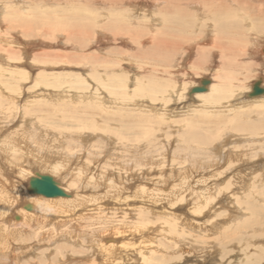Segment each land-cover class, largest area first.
Segmentation results:
<instances>
[{
  "label": "bare ground",
  "instance_id": "1",
  "mask_svg": "<svg viewBox=\"0 0 264 264\" xmlns=\"http://www.w3.org/2000/svg\"><path fill=\"white\" fill-rule=\"evenodd\" d=\"M108 1H106V3ZM165 1H167L166 5H171L172 7H174V9H178L179 11L181 10V8H176V7H179L180 4L185 5L183 7V11L178 13V15L183 16L182 20L180 21L181 25L183 27L182 28L178 27V28L180 29V31L182 29H186V27L188 28L187 30L192 29V32H189L190 36L188 37V39L186 38L187 40L183 39L180 41H182L183 43L186 42V45H190L188 47V50L190 52L189 57L190 56L193 57L192 52H194V57H193L194 61H193V63L191 62L189 67L191 68L193 76H195L196 79L195 78H193L192 80L188 79L180 85L178 83V79L176 78V76H174L177 74V71L175 70L176 69L175 67L177 65L172 64V61H173L172 57L173 56L168 57V55H163V53H162V57H164L167 60H163L162 57H160L159 61H157V62H162V60H163V62L164 61L166 62L165 64L160 63V64L149 65L150 63L147 62V59H146V61H143V62L133 61L132 56L135 54H130L128 51V49L131 47L132 44L138 45V46L140 44L143 45V42L150 41V39H152V41L154 42V43L153 42H150V43H153L154 45L155 44H163V43H161L162 41H160V39H158V37H156L157 36L156 32L161 33L160 31H162V30H163L162 38L164 37V45H155V46H157L158 48L163 47V49H165L166 51L167 50L173 51L176 47L180 46L179 41L174 42L173 41L174 39L171 40V38L169 37V34H168L170 31L167 30L171 27L170 25L172 23L171 21L167 20L168 15L170 16V14H172V7L168 6V7L164 8V7H162V5L159 6L157 0H148V1L146 0L143 3L141 1L140 2H136V1L133 2L131 0H129V1L127 0L126 4L130 3L131 6L129 5L125 11H121V12H122V14L125 12L126 16L129 17L130 20L125 19L124 16H123L124 19L120 20L119 17L113 16V14L109 18H106V19H97V18L91 19V17L88 18V16H86V17L78 16V20H79V23L81 25H78L79 26L78 28L76 27V29H80V30H77V33L81 32V34L90 36V31L87 28L92 27V26H94V27L97 26V28H98L96 30V34L94 35V38H93V41L96 42V45L94 46L96 49H93L90 52L86 51L87 53H85L83 55V59L80 61L79 60L75 61V59H74V56H77V55L80 56V54L67 53L66 52L67 50H63V52H60V51L58 52L57 50H60L58 46H57L58 48L55 46V48L57 49L56 51L55 50L46 51V53L43 52L44 55L42 53H39L40 55L37 54L38 56L35 55L33 57L31 62H33L32 64L34 65L33 67H34V70L37 71V74H35L34 77L32 76L33 77L32 83L31 84L28 83L30 85H27V90L30 87L33 88L34 90L38 89V91H39L38 94H40L41 96L44 93V91H40L42 89L49 90L48 96H51L50 95L51 92H55V94H60V92H63V90H65V93L63 95L66 96V99L68 100V104L70 105V107L72 105L73 106L71 108H66L64 105L60 104L62 101H64L63 99L58 100V103H57L55 101V98H54L53 100H51L53 102V107H49V108H52L51 109L52 113H48L47 116H45V118H43L44 115H39L37 117L40 119L37 118V120H35V117L33 116L35 111L31 110L29 108V106L31 105V107H32L34 101L38 102L39 100H41L42 102H46V100H45V97L36 98L38 94H35V96L31 94V96H29L30 98L27 96V99L25 100V103L23 104V107H22L24 116H21V117H23L25 125H24V123H22V125L18 126L14 130L12 129L11 132H9V134L7 136H4L2 138L4 140L2 142L0 141V147L2 149L1 152H3L4 156H5V157H3V156L2 157L7 158V160L10 163L8 165H10L11 167L13 166L14 169H15V166L19 168L18 172L17 171L16 172L20 173L21 178L22 177L26 178V183H25V185H23V187H27V189L29 191L28 192L27 189L24 190L23 196L25 195V199H23L22 197L19 200L14 198V196H12L11 192L8 190V188L5 185V182L3 180L5 178L4 177L5 173L3 171L4 174L1 175V176H3V179H1V177H0V256L7 257V261L5 262V264H18V260H17L18 257H16V253L13 250L15 248H18V247L19 248L21 247V249H22V245L11 243V241H10L11 239L17 240L19 242L26 241L28 229L30 230V233H33V230L34 231H36L38 229L41 230V228L45 224L44 218H45L46 214L44 215L43 212H47V210L48 211L56 210L58 212H62V214L64 215L65 214L64 212H67L68 208L70 209V206H72V204H74L73 202L75 201V198H77V197L74 198L72 196H75L76 193L74 195L73 194L71 195L70 192H68V189L66 187H64L58 179H55L56 176H59L60 174L66 173L67 164L69 162H73V158L79 159L81 154L84 155V150H85L86 154H94V156H96V157H97V155H99V153H101L102 156L104 154L110 160L113 159V162H114V159L119 160L117 158V156L120 159L125 157L124 161L128 160V162L132 161V160L137 161L136 157H138V156H141V157H139L140 159L138 158V160L144 159V155L142 154L143 149L140 150V147L142 144H143L142 147L145 146L146 144L148 145V141H151V139H152V135H150L151 128L144 127L143 124H147V120L145 118H139V117L136 118V119H138V122H137L138 125H136V127H132V126L126 127L125 126L130 131L127 130L126 128L125 129L113 128L112 126L114 123H121L122 124L124 120L130 119L128 114H120L121 112L127 113L131 109L137 108V109H145L147 112H149V114H151V115L154 114L157 117L160 113H162L159 115V117L161 119H163V121H166V122H167L166 117L167 116L170 117V118H168L170 123L177 124V125H179V127L185 128L187 130V133H182V132L180 133L179 132L177 134H174V133L171 134L170 137H172L174 139H178V141H176V142H171V141L168 142L170 138L167 139V138L159 137V143H161V144H159V146L163 147L162 150L160 151V154L162 155V157H164L166 155L168 156V154H169L168 151H169L171 143H173L175 145V148L172 152L170 151L171 152L170 156L171 155L174 156L175 154L176 155L179 154L180 141H182V139L185 138L184 139L185 141H182V142L186 143L187 147L189 146V148L186 147L185 151H191L190 152L191 154H187L186 158L188 161H189L188 158L194 159V161H195L196 150L200 151L201 148H199V147L206 146L205 144H207V143H210V147L212 145L216 144L217 141H214V140L219 137V134H217V131H211V132L209 131L210 133H207L208 132V130H207L206 133H207L208 137L205 139L199 138L198 137V134H199L198 131L199 130H197V131L196 130H190L188 124H190L192 120L188 117V115H186V116H185V114L183 115V113L186 112L185 110H184V112H181L183 116H181L180 118L173 116L175 114L173 111H176V110L173 109V111H171L170 107H168L169 103L171 101H173V100L174 101L175 100L181 101L184 98L186 99V95L189 96L191 99H193L191 102L189 101L191 104L194 105L193 102L198 103L195 105L196 106L195 111L200 113V114H202V113L205 114L204 116H207V121L209 120L208 121L209 123L210 122L211 123H217L215 125H217L218 127H219V123H223L222 121H224V118L222 115H226V113H228V111L231 112L234 109L231 106L232 100H230V98L233 99L234 97H236L235 95H238L239 96L238 98H240V101H241V102L235 101V102H237V103H235V105L240 106V104H238V103H245V102L248 104H255L256 102H258L257 103L258 105L264 107V93H262L263 95L258 94L261 96H258V95L249 96V93L252 89V86L250 84H253L255 82L254 79L256 77L258 78L256 81L259 83V86L264 88V54H263L264 53V0H165ZM132 2L134 5H138V8L136 6L133 8ZM23 6L27 7V9H28L31 5L29 6L28 4H25L22 0H21V2H19L18 0H5V1L0 0V15L3 12V8H6L7 11L5 12V14H3L2 17L6 18L5 16H7V15H10L12 13L21 12L20 10H22ZM191 10L194 11V15H193V12H190ZM118 11H120V10H118ZM69 13H71V12H69ZM85 13H88V11ZM79 15H81V14H79ZM175 15H177V14H175ZM63 17H64V15H63ZM72 19H73V17H72ZM194 19H195V21H194ZM69 23H71V22H69ZM82 23H84L85 25H83ZM173 23H175V22H173ZM109 26L115 27V30L112 31L113 33H111V31L108 30ZM5 27H6V22L0 21V86L3 89L2 91H0L1 92L0 93V103L3 102V104H8V105L14 104L16 107H11V115H10V117H8L9 121L7 122V124L2 123L3 127H4V125L8 126L9 122L14 124V122H16L15 120H16L17 116H19V112L21 110V108L17 104V101L19 100V98L21 96L22 88L19 86L16 87L13 81H15L18 84L23 83L22 85L26 86L27 82H29V80L31 79V73H29V72H31L30 70H32V69L27 68V69H29V70H27L25 67H28V66L24 67L25 54L23 52V48L26 49L25 47H27L28 45H37V44H35L36 42L29 40L30 37H28V36H27V38H25L26 36L25 37L22 36L23 41L22 40L21 41L24 43L23 45H22V42H20V41H18V43H21V44L16 43L15 40H16L17 35L5 33L4 32ZM173 27H175V26H173ZM67 30H68L67 35H71V36H72V32L75 31V30L72 31L69 29H67ZM122 31H124V32L121 33ZM159 33H157L158 36H160ZM198 33H199V36H197ZM105 34H109V36L105 37L104 36ZM110 34H112L113 36ZM179 35H180V33H179ZM71 36H70V38H72ZM76 36H78V35H76ZM102 36H103V38H101ZM181 36H182V34H181ZM184 37H185V35H184ZM31 38H33V37L31 36ZM57 39H59V38H57ZM110 39H113L116 45H118L119 47H122L123 51L120 48H117V49L114 48L115 47L114 46L113 47L114 49H110V50L102 53L101 48L103 46H105L107 44L108 40H110ZM43 40L44 39H42V41ZM45 40H47V39H45ZM141 40H142V42H141ZM67 41H69V43H70V40H67ZM44 42H41L40 44H43ZM155 42H157V43H155ZM2 43L5 45H2ZM150 43H149V46H150ZM45 44H46V42H45ZM70 44L71 45H68V46H75V47H78L79 49L82 48L81 46H78L79 44L76 43L75 41H72ZM80 45H82V44H80ZM177 45H179V46H177ZM64 47L66 48V46H64ZM123 47H125V48H123ZM62 49H64V48H62ZM186 49H187V47H186ZM140 50H141V48H140ZM153 50H154V48H153ZM26 52H28V51H26ZM162 52H164V50ZM145 53H147V52H145ZM204 54H210V62L212 60V63L214 65H218L215 69H212V70L210 68L207 69V70H211L210 75H209L210 77L209 76H201L203 74V71L201 69L202 66H200L199 61H200V58L202 56H204ZM114 56H115V58H114ZM141 56H142V54H141ZM145 56H147V55L145 54ZM152 56H150V58H153ZM208 58H209V56H208ZM153 61H155V60H153ZM89 62L90 63L92 62V64H93V71H94L93 73H91L89 70H87V69L85 70L83 67H81V64L87 65ZM217 62H218V64H217ZM56 65H58V66H56ZM60 65H62V67H60ZM63 65H67V66H63ZM68 65H70V66H68ZM72 68H75L77 72L72 70ZM59 69L62 71L57 72V71H60ZM80 69L82 70V72H85V73L81 74V72H79ZM70 70L75 72V75L77 76L75 79L71 80L72 73L70 72ZM248 71H249V73L247 74ZM181 72L183 73L184 70H182ZM253 72H255V75H252ZM173 73H175V74L173 75ZM237 73H240V74H237ZM259 74H262V75L258 76ZM246 75L249 77L252 76V80H254V81H251L250 78L246 77ZM165 80L168 81L169 83L166 82ZM202 80H207V83L205 84V90L201 91V92H191V89L195 86H199L201 84ZM249 80L251 82H249ZM101 88H104L107 91L106 92L102 91ZM60 89H63V90H60ZM246 92H248L247 96L250 98V100L249 99L244 100L242 98V96H244L243 93H246ZM73 96L74 97L82 96V98L88 97L89 101H90L88 103H90V106H91V104H94L92 107H94L95 105H99V106H96L92 109H89V110H93V111L87 112L84 122H77L75 125H74V123H72L71 124L72 126L73 125L75 127H76V125L78 126L76 129H74V128L71 129L72 127L69 129L68 123L74 119V118H71L72 116L69 115V112L72 111V108L77 106L76 102H73V100H74L72 98ZM54 101L56 103H54ZM238 101H239V99H238ZM104 102H108L107 103L108 106H113L114 110H111V109H108L107 107H105ZM19 103H20V101H19ZM64 107L66 109H64ZM168 108H169V111L171 112L172 115H170ZM184 108H186V107H184ZM231 108H233V109H231ZM249 109H251V108L249 107ZM32 111H34V112H32ZM113 111L115 112V114L113 113ZM7 112H9L8 108L0 104V119L1 120L7 114ZM118 112H120V113L118 114ZM137 112H140V111H137ZM261 112L264 113V110ZM36 113L39 114L38 112H36ZM44 114H45V112H44ZM203 114H202V116H203ZM202 116H201V118H202ZM190 117H191V115H190ZM238 119H239V117H236L235 115H232L230 117H229V115H227V117H226V121L229 123L227 125H230V130L233 131V133H237V134L240 133L239 126H238L240 120L238 121ZM29 121H30V123H29ZM57 121H61V125H59V123ZM124 122H126V121H124ZM26 123H28V124L26 125ZM154 123H156V120L154 121ZM209 123H205V124H209ZM260 123H261L260 126H252V127L253 128H259L261 130H256V129L248 127V128H246L248 130L247 132H245V133L241 132L242 135L245 134V136H244V139L246 141L245 145L250 151L253 150L257 146H264V119H262L260 121ZM192 124H194V123H192ZM49 125L53 128H51ZM118 125H120V124H118ZM0 126H1V122H0ZM14 126H12V127H14ZM45 126H49L50 129L44 128ZM217 126H216V128H217ZM3 127H2V129H3ZM193 127L194 126H192V128ZM205 128L206 127L204 126V129ZM208 128H209V126H207V129ZM67 129L69 130V133H68ZM193 129H195V128H193ZM20 130H21V134L19 132ZM88 130H90V131H88ZM222 130L225 131L224 129H222ZM129 133H130V136L128 135ZM17 135H20V137H17ZM175 135H176V138H175ZM239 136L240 135L238 134V137ZM130 137H132V138H130ZM221 138L222 137L219 138V141H221ZM153 139H154V136H153ZM232 140H229L227 138V142L224 143V146L222 147V149H220V151L217 154V159L218 160L225 159L224 160V162H226L225 164H227V163H228V165L231 164L230 168L234 167V166L236 168H238V163H242L241 158L243 157V159H244L246 156H248V153L243 151V149L240 146H236V145L230 146V143ZM240 140L236 139L233 141L240 143ZM155 141H157V140H155ZM259 142H263V143H259ZM199 145H202V146H199ZM218 145H219V143H218ZM26 147H27V149H25ZM260 149H261V147H260ZM261 150H263V149H261ZM174 152H175V154H174ZM125 153H128L129 155L126 157V156H124V155H126ZM152 153H154V152H152ZM29 154L34 155V157H33L34 160L35 161L39 160V162L41 163V165L38 169L39 173L38 174L36 173L35 176L43 175L40 173L47 171L48 174L53 176V177L52 176L51 177L54 179L56 184L66 193L65 196L46 197V196L34 193V192L29 190L28 180L30 179L29 177L33 174L34 170L27 169L26 166L33 167V165L35 164V163L32 164L31 162H28L27 156ZM154 155H156V154H154ZM262 155L263 154H259V155H255V156L256 157L258 156L259 158L264 159V157H262ZM92 157L87 158L86 159L87 161L86 160L85 161L79 160L80 162L79 163L77 162V164H81L82 162L83 163L78 167V169H75L76 171L72 175V177H73V178H71L72 180H74L75 182H79L80 180H82V181L85 180L86 177L84 176V174H85L86 169L89 170L91 165L95 164L94 161L92 160L94 158H92ZM222 157H224V158H222ZM150 159H152V157ZM150 159H149V162H150ZM163 160H165V158H163ZM171 160H172V162L175 160L177 161V159H171ZM212 160H213V158H212ZM247 160H249V159L247 158ZM76 161H78V160H76ZM2 162H4V161H2ZM23 162L25 163L26 166H23V164H22ZM102 162H104L103 159H102ZM107 162H109V161L107 160ZM137 162H139V161H137ZM104 163L106 164V162H104ZM158 163H157V165H158ZM180 163H178V164H180ZM216 163H218V162H216ZM77 164L75 165L73 163V166L75 165V167H76ZM111 164H113V163H111ZM152 164L154 165V163H152ZM137 165H138V163L136 164V166ZM145 165H148V164H145ZM188 165L189 164H187V166ZM211 165H212V162H210V166ZM107 166H106V168H107ZM109 167H111V166L109 165ZM127 167L128 168L126 169V167H124V166L122 167V165H119V164L114 165V168L117 171L116 172L117 175H121L122 172H123V174H127V172H131V171H128L130 169V166L128 165ZM145 167H147V166H145ZM48 168L50 170H48ZM99 168H98V170H99ZM174 168H172V169H174ZM225 168H226V166H225ZM7 169H8V167H7ZM14 169H12V170H14ZM149 169H151V167ZM187 169H189V168H187ZM2 170H4V169H2ZM109 171H110V169H109ZM146 171H145V173L148 172V171L147 172ZM172 171H175V169ZM176 171L178 173V175L176 177H178L179 182L177 184H175V186L173 188L174 189L176 188V191L178 193L177 192H176V194L172 193L173 198H171V200L176 199L175 201H178V200L181 201L184 198L183 192H184V188L186 186V183L189 180V175L187 174L188 170L185 171V167L181 166V164H180V166H178ZM140 172H141V170H140ZM192 172H193V170H192ZM192 172H190V173H192ZM168 173H170V172H168ZM222 173H225V172L223 170L221 172H219V178L222 176ZM9 174H11V173H9ZM48 174H46V175H48ZM87 174H88V172H87ZM137 174H138V172H137ZM137 174H134V175L137 176ZM192 174H194V173H192ZM250 174H252V173H250ZM54 175H56V176H54ZM174 175H175V173H174ZM213 175H214V173L211 174L210 177L212 178ZM70 176H71V173H70ZM106 176H108V175H106ZM246 176H250V175L246 173L245 177ZM254 176L259 178L261 176V174L260 173L254 174ZM112 177H113V175H112ZM112 177H110V180ZM121 177H122V175H121ZM130 177H131V175L129 176V179H130ZM132 177H133V175H132ZM157 177H158V175H157ZM176 177H174V178L176 179ZM223 177H225V176H223ZM102 178H103V176H102ZM116 178L119 179L118 176ZM262 178H263V176H262ZM88 179H90V177ZM92 179H93V175H91V180ZM121 179H124V178L122 177ZM125 179L127 181V177H125ZM125 179H124V181L123 180H121V181L126 183ZM132 179H130V180L132 181ZM231 179H233V178H231ZM173 181H174V179H173ZM237 181H239V180H237ZM110 182H111V184L114 185V186L111 185V186H113V189L115 188V184L120 183V182L114 183V182H116L115 180H114V182H113V180H111ZM221 182H219V183H221ZM226 182L227 181H224V185H220L217 188V192L226 190L228 192V194H230V196H233V197H234L235 193L239 194L238 192H236V187H235L236 185L235 184H234V186H229L230 181H229V183L228 182L226 183ZM120 184H122V183H120ZM188 184H189V182H188ZM240 184H242V183H240ZM68 185H70V184H68ZM249 185H250V183H248L247 186H249ZM143 186H145V184H143ZM87 187L88 186H86V188ZM116 187H119V185ZM169 187H171V186H169ZM147 188L148 187H146V189ZM173 188H172V190H173ZM222 188H224V190H222ZM92 189H93V187H92ZM142 189L143 188H141L140 190H142ZM157 190H159V189H157ZM205 190L208 191L207 189H205ZM19 191H21V190H19ZM88 191H89V189H88ZM92 191H95V189H93ZM142 192H145V190H142ZM72 193H74V192H72ZM210 193H212V189H210ZM106 194H109V193H106ZM156 194H158V193H156ZM156 194H155V196H156ZM97 195H99V194H97ZM163 195H165V193ZM166 196L169 197V196H171V194L170 195L168 194ZM244 196L247 197L248 195H244ZM93 198H95V197H93ZM110 198H111V196H110ZM210 198H211V195H210ZM166 199H168V198H166ZM235 199H236L235 201L236 202L238 201L239 204H242V205L246 204L245 206L247 207V209L244 210L245 213L251 212V208L249 209V207L247 205V200H246V203L244 204V203H242V201H240L238 199V197H235ZM90 200H91V198H90ZM171 203H172V201H171ZM209 203L210 204L212 203V199L209 202L207 198H204V204L202 203V206L205 207ZM27 204H29L31 206L29 209H27L25 206ZM95 204H97V202ZM99 205H101V203ZM88 206H90V204ZM113 206H114V204H113ZM119 206H120V204H119ZM12 207L16 208V210H15L16 213L7 212ZM72 207H74V206H72ZM102 208H103V205H102ZM121 208H122V206H121ZM201 208L202 207H201L200 203H195V204L193 203L191 213L200 215L204 210V209L201 210ZM13 210H11V211H13ZM70 210H73V209H70ZM107 211H108V209H107ZM110 211H112V210H110ZM236 211L232 210L230 214H227V215H230L229 217L231 220L234 217V215H235L234 213ZM225 213L226 212H224L223 214H225ZM15 214H18L19 216L15 215ZM70 214H71V212H70ZM244 214L242 211H237L235 217L241 218V216H238V215L243 216ZM63 215H60V216H63ZM220 215H222V213H219L217 216L219 217ZM1 216H3L2 219H1ZM56 216H57V219H59L58 215H56ZM116 216H118V215H116ZM116 216H115V218H116ZM15 217H16V219L21 220L18 223L20 225L19 227H21V228H19V227L17 228L14 226L10 229L9 225H7V224L15 225L17 223L16 222L17 220L15 221L16 223L10 221L12 218H15ZM47 217H49L48 213H47ZM185 217L186 216H184V218L181 217L179 220L180 222L179 221L173 222L174 215L168 219H165V218L161 219L158 225L155 224L156 227H154V228L158 229V231L161 233V235H164L165 237L167 236L168 238L174 239V240H176V242H179V240H183L184 234L178 228V223H184ZM52 219H54V218H52ZM55 219H56V217H55ZM98 219H100V217ZM186 219L188 220L187 217H186ZM49 220H50V218H49ZM138 220H137V223H136V221H134L132 225H134L135 227L141 226L143 228L145 226L148 227V224H150V223L146 222L145 219H142L139 221ZM250 220H251V218L247 217L246 219H244V221H242L243 222L242 225H244V224L249 225ZM6 221L8 223H6ZM24 221L26 222V224L28 226L27 227L28 229L26 228V230L24 228H22V225H23L22 223H24ZM56 221L58 222V220H56ZM238 222H239V220H238ZM239 223L241 225V222H239ZM124 224H128V222L126 221V223H124ZM128 226H130V224ZM135 227H133V228H135ZM211 228H213V226L210 227V229ZM151 229L152 228H150V230ZM156 229H153V231ZM16 230H17V233L16 234L13 233L14 231L16 232ZM216 231H217V229H216ZM60 232H61V230H60ZM11 233L15 234V236H12L11 239L9 237L6 238V236L8 234L10 235ZM43 234H45L44 231H43ZM202 234H204V233H202ZM33 235H35V234H33ZM55 235H57V234H55ZM152 238H154V236H152ZM42 239H43V236H42ZM110 240L115 241V239H113V238H111ZM149 240H150V243H152L151 242L152 240L154 241V239H152V240L149 239ZM100 242H99V244H101ZM32 243H34V242H32ZM130 243H131V241H130ZM232 243L230 240L229 244H231V246L233 245ZM261 243H263V241ZM113 244H114V242H111L108 245L106 244V247L108 248V246H112V248H113ZM192 244H193V246L195 245L194 242ZM213 244L214 243L211 242L208 245L212 246ZM33 246H34V244H33ZM36 246H38V245H36ZM204 246H206V245H204ZM156 247L157 246L154 244L148 245V248L146 249V253H145V249H144V252L137 250L140 253V259H142V261H141L142 263L149 264L151 262L152 258L155 257V256H153V253H154V250H156ZM159 248H160V246H159ZM167 248H166V250H167ZM100 249H101V247H100ZM148 249H149V252L151 254L149 256L146 255ZM103 250H104V248H103ZM110 250H112V249H110ZM163 250H164V248H163ZM224 250L225 249H222L221 251L224 253ZM263 250H264V248H263ZM128 251H131V250H128ZM19 252H21V251H19ZM29 253H31V252H29ZM111 253H112V251H111ZM23 254H25L27 256V252L22 253V255ZM57 255H59V254H57ZM223 257H224V255H223ZM127 258H128V256H127ZM148 258H150V260ZM114 259H117V258H114ZM132 259H133V257H132ZM114 262H113V264H114ZM117 262H119V261H117ZM31 263H32V260L28 259L26 261H23L22 264H31ZM150 264H152V263H150Z\"/></svg>",
  "mask_w": 264,
  "mask_h": 264
},
{
  "label": "rangeland",
  "instance_id": "2",
  "mask_svg": "<svg viewBox=\"0 0 264 264\" xmlns=\"http://www.w3.org/2000/svg\"><path fill=\"white\" fill-rule=\"evenodd\" d=\"M18 1L21 2V0H18ZM22 1L25 4H28L29 6L31 5L30 6L31 8L29 7L27 9V7L23 6L22 10H20L21 12L12 13L10 15H7L8 17L5 16L6 18L2 17L3 14H5V12L7 11L6 8H3V12L0 15V21L6 22V27L4 28L5 33L17 35L16 40H15L16 43H18V41H20V42L23 41L22 36L23 37L26 36L25 38H27V36L31 38V36H32L33 38H31V39L29 38V40L36 42L35 44H37V45H28L27 47H25L26 49L23 48V52L25 54L24 67L28 66L25 68L26 69L27 68L32 69V70H30L31 72H29V73H31V79L29 80V82H27L26 86H23L22 85L23 83L18 84L15 81H13L16 87L19 86L22 88L21 96H20L19 100L17 101V104L21 108V110H20L19 116H17V118L15 120L16 122H14V124L9 122L8 126H6V125H4V127L2 126V123L7 124V122L9 121L8 117H10V115H11V107H16V106L14 104L8 105V104H3V102L0 103L1 105L7 107L8 111H9L2 118V120L0 119V122H1L0 141L1 142L4 140L2 138L4 136H7L9 134V132H11L12 129L14 130L18 126L22 125V123H24V125H25L23 117H21V116H24L23 110H22L23 104L25 103L27 96L29 97V96H31V94L35 96V94L39 93L38 89L34 90L31 87H30L31 89L28 88V90H27V85H30L32 83V78L35 76V74H37V71L34 70V67H33L34 65L32 64L33 62H31L35 55H37V54L40 55L39 53L43 54V52L46 53V51H52V50L56 51L57 49L55 48V46L56 47L58 46L60 49V50H57L58 52L59 51L63 52V50H67L66 51L67 53L80 54V56L79 55L74 56L75 61L76 60L80 61L83 59V55L85 53H87L86 51L90 52L91 50L96 49L94 47L96 45V42L93 41V38H94V35L96 34V30L98 29L97 26H95V27L92 26V27L87 28L90 31V36L81 34V32L77 33V30H80V29H76V27L78 28L79 27L78 25H81L79 23L78 16H81V17L88 16V18L91 17V19L92 18L106 19V18H109L113 14V16L119 17L120 20L124 19L123 16L125 17V19L130 20V18L126 16L125 12L123 14L121 12V11H125L129 5L131 6L130 3L126 4L127 0L126 1L125 0H114V1L113 0H109V1L108 0H22ZM106 1H108V2L106 3ZM131 1H133V2L134 1H136V2L141 1L143 3L146 0H131ZM157 1H158L159 6L162 5V7H164V8L168 7V6L172 7L171 5H166L167 1H165V0H157ZM133 2H132L133 8L135 6L138 8V5H134ZM184 6L185 5L180 4L179 7H176V8H181L180 11L178 9H174V7H172V14H170V16L168 15V17H167V20L172 22L170 25L171 27L169 29H167L170 31V32L168 31L169 37L171 38V40L174 39L173 40L174 42H178V41L180 42V44H179L180 46L177 45L179 47H176L174 49L175 51L174 50L173 51L167 50L168 51L167 52L165 49H163V47L158 48L157 46H155V45H164V37L162 38L163 30L160 31L161 33L156 32L157 36L155 35L156 37H158V39H160V41H162L161 43H163V44H155L154 45L153 44L154 42L152 41V39H150V41H145L147 44L145 42H143V45L140 44L142 47L140 45L138 46V45L132 44L131 47L128 49L130 54H135L132 56L133 61L143 62V61H146V59H147V62L150 63L149 65L160 64V63L165 64L166 62L165 61L163 62V60H167V59L162 57V53H163V55H168V57L173 56L172 57L173 58L172 64L177 65L175 67L177 74L174 75L175 73H173V75L176 76V78L178 79V83L180 85L188 79L192 80L193 78H195V76H193L191 68L189 67L191 62L193 63V61H194V58H193L194 52H192L193 57H191V56L189 57L190 52L188 50V47L190 45H186V42L183 43L182 41H180L183 39L187 40L188 37L190 36L189 32H192V29L187 30L188 29L187 27H186V29H182L181 31L179 29V28L183 27L181 25V22H180L182 20L183 16L178 15V13L183 11ZM86 10L88 11V13H85V12H87ZM118 10H120V11H118ZM69 12H71V13H69ZM190 12H193V15H194V11L191 10ZM79 14H81V15H79ZM175 14H177V15H175ZM63 15H64V17H63ZM72 17H73V19H72ZM194 21H195V19H194ZM69 22H71V23H69ZM173 22H175V23H173ZM82 24L85 25L84 23H82ZM173 26H175V27H173ZM67 29L72 30V31H74L75 29L76 30L74 32H72V36H71V35H67V32H68ZM108 30L111 31V33H113L112 31L115 30V27L109 26ZM123 32L124 31H122L121 33H123ZM157 33H159L160 36H158ZM179 33H180V35H179ZM181 34L183 37L185 35V37L183 38L181 36ZM76 35H78V36H76ZM110 35H112V34H110ZM70 36L72 38H70ZM104 36L108 37L109 34H105ZM197 36H199V33ZM57 38H59V39H57ZM101 38H103V36ZM42 39H44V40L42 41ZM45 39H47V40H45ZM67 40H70V43L72 41H75L76 43L79 44L78 46H81L82 48L80 47L81 49H79L78 47H75V46H68L71 44ZM44 41L46 42V44ZM41 42H44V43L40 44ZM141 42H142V40H141ZM150 42H153V43H150ZM149 43H150V46H149ZM155 43H157V42H155ZM18 44H21V43H18ZM23 44L24 43L22 42V45ZM80 44H82V45H80ZM2 45H5V44L2 43ZM63 45L66 46V48ZM113 47L116 49L120 48L123 51L122 47H119L118 45L115 44L113 39H110V40H108L107 44L101 48L102 53L105 51H108L110 49H114ZM186 47H187V49H186ZM62 48H64V49H62ZM123 48H125V47H123ZM140 48H141V50H140ZM153 48H154V50H153ZM163 50H164V52H162ZM26 51H28V52H26ZM145 52H147V53H145ZM175 52L176 53L178 52V53L176 54ZM141 54H142V56H141ZM145 54L147 56H145ZM150 56H152L153 58H150ZM208 56H209V58H208ZM160 57H162V59H163V60L161 59L162 62H157V61H159ZM202 57L200 58V61H199L200 66H202L201 69L203 71V74L201 76H209L211 70L215 69L218 65H214L212 63V60L210 62V54H204V56H202ZM114 58H115V56H114ZM153 60H155L157 63ZM217 64H218V62H217ZM56 66H58V65H56ZM63 66H67V65H63ZM68 66H70V65H68ZM60 67H62V65H60ZM81 67H83L85 70L86 69L89 70L91 73L94 72L92 62L91 63L89 62L87 65L81 64ZM209 68L211 70H207ZM29 69H27V70H29ZM72 70L76 71L75 68H72ZM182 70H184L183 73L181 72ZM61 71L62 70L57 71V72H61ZM70 72L72 73L71 80L75 79L77 77L75 75V72H73L71 70H70ZM79 72H81V74L85 73V72H82L81 69ZM248 73H249V71L247 72V74ZM237 74H240V73H237ZM252 75H255V72H253ZM261 75L262 74H259L258 76H261ZM246 77L250 78L251 81H254V80L256 81L258 79L256 77L254 80H252V76L249 77L247 75H246ZM250 80H249V82H251ZM166 82H168V81H166ZM28 83H30V84H28ZM250 85L252 86V84H250ZM2 90L3 89L0 86V91H2ZM60 90H63V89H60ZM101 90L105 91V92L107 91L104 88H101ZM40 91H44V93L42 94V96L40 94H38L36 98L45 97L46 102H42L41 100H39L38 102L34 101L33 106L32 107H31V105L29 106V108L31 110L35 111V112L32 111V112H34L33 116L35 117V120H37V118H38L37 116H39V115H44L43 118H45V116H47L48 113H52V110H51L52 108H49V107H53V102L51 100H53L54 98H55V101L57 103H58V100L63 99L64 101H62L60 104L64 105L66 108H71L73 106L72 105L70 107V105L68 104V100L66 99V96L63 95L65 93V90H63V92H60V94H55V92H51L50 93L51 96H48L49 90L42 89ZM247 93L248 92L243 93L244 96H242V98L244 100H248V99L250 100V98L247 96ZM261 95H263V94H261ZM261 95H258V96H261ZM235 96L236 97H234L233 99L230 98V100H232L231 106L234 109L231 108V109H233L231 112L228 111V113H226V115H222L224 118V121H222L223 123H219V127L217 125H215L217 123H211V122L209 123L208 122L209 120L207 121V116H204L205 114L202 113L203 114V116H202V114L196 112L195 111V108H196L195 105L198 103L193 102L194 105L191 104L190 102L193 99H191L187 95H186V99L184 98L181 101L180 100H175V101L173 100L169 103L168 107H170V110L171 111H173V109L176 110V111H173L176 114V115L174 114L173 116L180 118L184 114H185V116L188 115V117L192 120L191 123L188 124L189 128H190V130H196V131L199 130L198 131L199 132V134H198L199 138H201V139L207 138L208 137L207 133H210L211 131H217V134H219V137L214 140V141H217L216 144H214L210 147V143H207V144H205L206 146L199 147V148H201L202 151L196 150V152H195L196 155L194 154L196 156L195 161H194V159H191V158H188L189 159V161H188L186 158L187 157L186 155L191 154L190 153L191 151H185L187 146H186V143L182 142V141H185L184 140L185 138L182 139V141H180L179 154L176 155L174 152L175 155L173 154L174 156H172V155L170 156V153L175 148V145L173 143H171V145H170L171 149L169 148L168 156L166 155V156L162 157V155L160 154V151L162 150L163 147L159 146V144H161V143H159V137L167 138V139L170 138L168 142H170V141L176 142V141H178V139H174V138L170 137L171 134H173V133L177 134L179 132L180 133L181 132L187 133V130L185 128L179 127V125H177V124L170 123V121L168 120V118H170V117H168L167 115H166L167 116L166 117L167 122H166V121H163V119H161L159 117V115L162 113H160L157 117L154 114L153 115L149 114V112H147L145 109L135 108V109H131L127 113L126 112H123V113L118 112V114L119 113L120 114H128L130 119L124 120L126 122L123 121L122 124L121 123H114L112 126L113 128L125 129L126 127H131V126L136 127V125H138V123H137L138 119H136L137 117L145 118L147 120V124H143V126L151 128L150 135H152V139H151V141H148V145L146 144L145 146L142 147V145H143L142 144L140 147V150L143 149L142 154L144 155L145 160L144 159L138 160V158L141 157V156H138L136 158H137V161H139V162H137L136 160L135 161L132 160V161L128 162V160L124 161L125 157L120 159L117 156V158L119 160L114 159V162H113V159H111L112 160L111 161L104 154L102 156V154L99 153V155H97V157H96V156H94V154H86L85 150H84V155H82V154H81L82 156L80 155L81 158L80 157H79V159L73 158V162H69L67 164V167H66L67 169L65 168L67 170L66 173L60 174L59 176H56V175H54V176H56L55 179H58L62 183V185L68 189V192H70L71 195L72 194L74 195L76 193L75 196H72L74 198L77 197V198H75L76 202L74 201L73 202L74 204H72V206H74V207L70 206V209H73L74 211L70 210L68 208V211L64 212L65 213L64 215L62 214V212H58L56 210H52V211L47 210V212H43L44 215L46 214L45 218H44L45 224L43 225L41 230L40 229H38L36 231L33 230V233H30V230L27 228L28 226H27L26 222L24 221L25 224L22 223L23 224L22 228H24L25 230H26V228L28 229L26 241L19 242L17 240L11 239L12 236H15V234L17 233V230H16V232L15 231L13 232L15 234H13V233H11L10 235L8 234L6 236V238L9 237L11 239L10 240L11 243L22 245V249H21V247L20 248L18 247V248H15L13 250L16 253V257H18V259H17L18 264H22L23 261H26L28 259L32 260L31 264H49V263L50 264H113L114 261H115L114 264H118V263L119 264H128V263L129 264H141L142 259H140V253L138 251L144 252V249H145V253H146V249L148 248V245H153V244L156 245L157 247L153 253V256H155V257L152 256L153 258H152L151 262L149 261L152 264H264V250H263V248H264V225H263L264 224V159H261L258 156L257 157L255 156V155H259V154L264 155V153H263L264 152V146H257L253 150L250 151L245 145V143H246V141L244 139L245 134L242 135V133H241V132H243V133L247 132L248 130L246 128H248V127L253 128L252 126H260L261 125L260 121L262 119H264V113L261 111L264 110V107L258 105L257 104L258 102H256L255 104H248L245 102V103H238V104H240V106L235 105V103L241 102L240 98H238L239 96L238 95H235ZM72 98L74 99L73 102H76L77 106L72 108V111L69 112V115L72 116L71 118H74V119L68 123V126H69V129L71 127H72L71 129H73V128L76 129L78 126L76 125V127H75L74 125L77 122H84L87 112L93 111V110H89V109H92V108L99 106V105H95L94 107H92L94 104H91V106H90V103H88V102H90L88 97L82 98V96H80V97L79 96L78 97L73 96ZM238 99H239V101H238ZM19 101H20V103H19ZM55 101H54V103H56ZM235 101H237V102H235ZM104 103H105V107H107L108 109L114 110L113 106H108V104H107L108 102H104ZM65 107H64V109H66ZM184 107H186V108H184ZM249 107L251 109H249ZM184 110L186 112H184ZM137 111H140V112H137ZM168 111H169V108H168ZM36 112H38L39 114H37ZM44 112H45V114H44ZM181 112H184L183 115ZM113 113L115 114L114 111H113ZM169 113H170V115H172L170 111H169ZM190 115H191V117H190ZM227 115H229V117L232 115L239 117L238 121L240 120V122H239L238 126H239L240 133H238V134L240 135L239 136L240 138L238 137L237 133H233V131L230 130V125H227V124H229L226 121ZM201 116H202V118H201ZM38 119H40V118H38ZM155 120H156V123H154ZM57 122L59 123V125H61V121H57ZM204 122L209 123V124H205ZM29 123H30V121H29ZM72 123H74L73 126L71 125ZM192 123H194V124H192ZM27 124L28 123H26V125ZM118 124H120V125H118ZM12 126H14V127H12ZM49 126H45L44 128L50 129L51 126L50 127ZM192 126H194L193 128H195V129H193ZM204 126L206 127L205 129H204ZM207 126H209L208 129H207ZM216 126H217V128H216ZM2 127H3V129H2ZM51 128H53V127H51ZM126 129L129 130L128 128H126ZM222 129H224L225 131H223ZM253 129L261 130L259 128H253ZM207 130H208V132H207ZM67 131L69 133L68 129H67ZM88 131H90V130H88ZM19 132L21 134V130ZM128 135L130 136V133ZM153 136H154V139H153ZM17 137H20V135H17ZM220 137H222L221 141H219ZM130 138H132V137H130ZM175 138H176V135H175ZM227 138L229 140H232V139L233 140H236V139L240 140L241 139L240 143L234 142L232 140L230 143V146H232V145L233 146H235V145L240 146L243 149V151L248 153V156H246L244 159H243V157L241 158L242 163L237 162L238 168H236L235 166L230 168L231 164H229V165H228V163L225 164L226 163V162H224L225 159H223V160L217 159V154L220 151V149H222V147L224 146V143L227 142ZM155 140H157V141H155ZM218 143H219V145H218ZM259 143H263V142H259ZM199 146H202V145H199ZM260 147L263 150H261ZM187 148H189V146ZM25 149H27V147ZM1 151H2V149L0 147V177H1V179H3V176H1V175H3L5 173L4 174L5 178L3 180L5 182L6 187L11 192L12 196H14V198H16L17 200L21 199V197L23 199H25V195L23 196V193H24V190L27 189V187H23V185H25V183H26V178H23V177L21 178L20 173H17L18 169H19L18 167L15 166V169H14L13 166H12L13 167L12 168L10 165H8L10 163L7 160V158H3L5 156H4V153ZM152 152H154V153H152ZM125 154L126 155H124V156H126V157L129 155L128 153H125ZM154 154H156V155H154ZM263 155H262V157H264ZM33 157H34V155H30V154L27 156L28 162H31L32 164L35 163L33 165V167L26 166L24 162L22 163L23 166H26L27 169L34 170L33 174L30 177L35 176L36 173L37 174L39 173L38 169L41 165L39 160L35 161ZM91 157L94 158L92 160L94 161L95 164L91 165L89 170L86 169L88 174L85 171V174H84V176L86 177L85 180L83 179L84 181L80 180L79 182H75L74 180H72L71 178H73L72 175L76 171L75 169H78V167L83 163L82 162L81 164H77V162L79 163L80 161H85L87 158H91ZM151 157H152V159H150ZM163 158H165V160H163ZM212 158H213V160H212ZM222 158H224V157H222ZM247 158L249 160H247ZM102 159L104 162H106V164L108 166L104 162H102ZM149 159H150V162H149ZM171 159H177V161L175 160L172 162ZM76 160H78V161H76ZM107 160L109 162H107ZM2 161H4V162H2ZM136 162L138 163L139 166L138 165L136 166V164H137ZM156 162L158 163V165ZM210 162H212L211 166H210ZM216 162H218L219 164ZM73 163L75 165L77 164V166H76L77 168L75 167V165L73 166ZM111 163H113V164H111ZM150 163L151 164L154 163V165L153 164L151 165ZM178 163H180L181 166L185 167V171L188 170L187 174L189 175V180H188L189 184H188V182L186 183V186H185L184 192H183L184 198L181 201L178 200L179 202L175 201L176 199L171 200V198H173L172 193L176 194V192H177L176 188L174 189L173 187L175 186V184H177L179 182L178 177H176L178 175L176 170H177L178 166H180V164H178ZM104 164L107 166V168ZM115 164L122 165V167L124 166V167H126V169L128 168L127 167L128 165L130 166L131 170L129 169L128 171H131V172H127V174H123V172L121 173V175L124 179H125V177H127V181L125 179L126 183L121 181V180L124 181V179H121L122 178L121 175L116 174L117 171L114 168ZM145 164H148V165H145ZM187 164H189V165L187 166ZM109 165L112 168L109 167ZM224 165L226 166V168ZM145 166H147V167H145ZM169 166L170 167L172 166V167L170 168ZM7 167H8V169H7ZM150 167H151V169H149ZM98 168H99V170H98ZM108 168L110 169V171ZM172 168H174L175 171H172V170H174ZM187 168H189V169H187ZM2 169H4V170H2ZM12 169H14V170H12ZM143 169L145 171L147 170L148 172L146 171L147 173H145V171ZM48 170H50V169L48 168ZM140 170H141V172H140ZM192 170H193V172H192ZM222 170L225 173H222V176L219 178V172H221ZM3 171H4V173H3ZM167 171L170 173H168ZM137 172H138V174H137ZM190 172H192L194 174H192ZM9 173H11V174H9ZM70 173H71V176H70ZM174 173H175V175H174ZM213 173L215 176L213 175L211 178L210 175ZM246 173L249 174L250 176L245 177ZM250 173H252V174H250ZM258 173L261 174V176L259 178L254 176V174H258ZM40 174H48V173L46 171V172H42ZM115 174L119 177V179L116 178L117 176ZM134 174H137V176ZM48 175H50V174H48ZM91 175H93L92 180H91ZM99 175L100 176L102 175L103 178H102V176L100 177ZM106 175H108V176H106ZM112 175H113V177H112ZM130 175H131L130 179L133 178L132 181L129 179ZM132 175H133V177H132ZM157 175H158V177H157ZM50 176H52V175H50ZM223 176H225L226 178ZM262 176H263V178H262ZM89 177H90V179H88ZM110 177H112L111 180H113V182H114V180L116 181L114 183L120 182L122 184H120V183L115 184V188L113 189L114 185L111 184ZM174 177H176V179ZM231 178H233V179H231ZM173 179H174V181H173ZM237 180H239V181H237ZM224 181H227L228 183L230 181L229 186H234V184H235L236 185L235 186L236 192H238L239 194L235 193V195L233 197V196H230V194H228V192L226 190L217 192V188L220 185H224ZM28 182H29V180H28ZM219 182H221V183H219ZM67 183L70 185H68ZM240 183H242V184H240ZM248 183H250L249 186H247ZM143 184H145V186L148 188L146 189V187L143 186ZM111 185H113V186H111ZM118 185H119V187H116ZM86 186H88L87 188L89 189V191L86 188ZM169 186H171V187H169ZM92 187H93V189H95V191H92L93 190ZM141 188H143L142 190H145V192H142V190H140ZM172 188H173V190H172ZM157 189H159V190H157ZM205 189H207L208 191H206ZM210 189H212V193H210ZM19 190H21V191H19ZM222 190H224V188H222ZM27 191H28V189H27ZM72 192H74V193H72ZM105 192L109 193V194H106ZM96 193L99 195H97ZM156 193H158V194H156ZM164 193H165V195H163ZM87 194L88 195L90 194V195L88 196ZM155 194H156V196H155ZM168 194L169 195L171 194L172 197L166 196ZM210 195H211V198H210ZM244 195H248V196L245 197ZM110 196H111V198H110ZM89 197L91 198V200ZM93 197H95V198H93ZM235 197H238V199L240 201H242V203H244V204L246 203V200H247V205H248L249 209L251 208V212L245 213L244 210L247 209V207L245 206L246 204L245 205L239 204L238 201L237 202L235 201L236 200ZM166 198H168L169 200ZM204 198H207L209 202L212 199V203L211 204L209 203L207 206L203 207L202 203L204 204ZM171 201H172V203H171ZM96 202H97V204H95ZM100 203H101V205H99ZM193 203L194 204L200 203L201 207H202L201 210L204 209L200 215L191 213ZM89 204H90V206H88ZM113 204H114V206H113ZM119 204H120V206H119ZM102 205H103V208H102ZM121 206H122V208H121ZM12 208H10L7 212L16 213V211H15L16 208H14V207H12ZM107 209H108V211H107ZM11 210H13L14 212ZM110 210H112V211H110ZM232 210L242 211L243 214L244 213L245 214L243 216L238 215V216H241V218H238V217L236 218L235 217L236 212H237L236 211L234 213L235 214L234 217L231 220L229 217L230 215H227V214H230ZM70 212H71V214H70ZM224 212H226V213L223 214ZM47 213H48L49 217H47ZM219 213H222V215H220L218 217L217 215ZM59 214L63 215V216H60ZM172 214L174 215L173 222L179 221L180 218L181 217L184 218V216H186L188 218V220H187L185 217L184 221L186 223L185 222L184 223H178V228L184 234L183 240H179V242H176V240L170 239L167 236L165 237L164 235H161V233L158 231V229L154 228V227H156V225L159 224L161 219H164V218L168 219V218L173 216ZM15 215H18V214H15ZM56 215H58L59 219H57ZM116 215H118V216H116ZM3 216H1V219ZM115 216L117 219L115 218ZM55 217H56V219H55ZM99 217H100V219H98ZM247 217L251 218L250 222L248 221L250 224L249 225H247V224L242 225L243 224L242 221H244V219H246ZM49 218H50V220H49ZM52 218H54V219H52ZM138 219L139 220L145 219V221L150 223V224H148V227L145 226L146 228L145 227L142 228L141 226L135 227L132 224L134 221H136V223H137ZM56 220H58V222ZM238 220H239V222H241V225L238 222ZM10 221L14 222V223L17 222L15 225L7 224V225H9L10 229L14 226L17 228L20 226L18 223L21 220L16 219V217L12 218ZM126 221L128 222V224H124V223H126ZM6 223H8V222L6 221ZM129 224H130V226H128ZM212 226H213V228L210 229V227H212ZM133 227H135V228H133ZM19 228H21V227H19ZM150 228H152V229L150 230ZM153 229H156L157 231L156 230L153 231ZM216 229H217V231H216ZM60 230H61V232H60ZM43 231L45 234H43ZM202 233H204V234H202ZM33 234H35V235H33ZM55 234H57V235H55ZM42 236H43V239H42ZM152 236H154V238H152ZM111 238L115 239V241L110 240ZM149 239H151V240L154 239V241L153 240L151 241L153 244L150 243ZM230 240H231V243L233 242L232 246H231V244H229ZM130 241H131V243H130ZM262 241H263V243H261ZM32 242H34V243H32ZM99 242L101 244H99ZM111 242H114L113 248H112V246H108V248H107L106 244L108 245ZM193 242L195 244L194 246L192 244ZM211 242L214 243L213 244L214 246L208 245ZM33 244H34V246H33ZM36 245H38V246H36ZM204 245H206V246H204ZM159 246L161 249L159 248ZM100 247H101V249H100ZM103 248H104V250H103ZM163 248H164V250H163ZM166 248H167V250H166ZM110 249H112V250H110ZM222 249H225L224 253L221 251ZM128 250H131V251H128ZM19 251H21V252H19ZM111 251H112V253H111ZM24 252H27V256L25 255L26 253L22 255V253H24ZM29 252H31V253H29ZM57 254H59V255H57ZM126 255L128 256V258ZM146 255H148V256L151 255L149 252V249H148ZM223 255H224V257H223ZM132 257H133V259H132ZM114 258H117V259H114ZM148 259L150 260V258H148ZM6 261H7V257L0 256V264H5ZM117 261H119V262H117ZM142 264H144V263H142Z\"/></svg>",
  "mask_w": 264,
  "mask_h": 264
},
{
  "label": "water",
  "instance_id": "3",
  "mask_svg": "<svg viewBox=\"0 0 264 264\" xmlns=\"http://www.w3.org/2000/svg\"><path fill=\"white\" fill-rule=\"evenodd\" d=\"M206 83L207 80H202L199 86H195L191 89V92L204 91ZM262 93H264V88L260 87L259 83L255 81L252 84V89L249 93V96H255ZM29 190L46 197L66 195V193L56 184L54 179L50 175H46V174L30 177ZM25 206L27 209L31 207L29 204Z\"/></svg>",
  "mask_w": 264,
  "mask_h": 264
}]
</instances>
